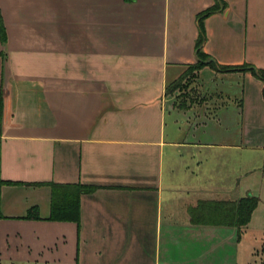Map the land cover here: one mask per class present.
Masks as SVG:
<instances>
[{"label": "crops", "instance_id": "crops-1", "mask_svg": "<svg viewBox=\"0 0 264 264\" xmlns=\"http://www.w3.org/2000/svg\"><path fill=\"white\" fill-rule=\"evenodd\" d=\"M213 9L201 50L230 70H191ZM0 14L9 264L264 262V82L242 70H264V0H0ZM50 184L95 189L79 224L49 220ZM248 196L240 233L191 214Z\"/></svg>", "mask_w": 264, "mask_h": 264}, {"label": "trees", "instance_id": "trees-1", "mask_svg": "<svg viewBox=\"0 0 264 264\" xmlns=\"http://www.w3.org/2000/svg\"><path fill=\"white\" fill-rule=\"evenodd\" d=\"M215 9L207 11L200 16V34L197 41L198 62L191 70H200L204 66H211L216 70H230V68L218 67L210 62V57L204 54L201 46L206 40V31L203 20L212 14ZM0 38L5 40V32L2 16L0 14ZM242 70L250 71L254 76L264 82V70L252 66H245ZM182 80L174 83L170 89L174 91L181 86ZM52 189V209L49 220L58 222L80 223V199L85 193L93 192L95 189L82 185H59L50 184ZM259 200L256 197L248 196L236 201H200L197 207L191 209L192 216L200 224L235 228L240 233L243 228L249 225L252 215L257 209ZM1 218V216H0ZM27 219L39 220L38 211H30Z\"/></svg>", "mask_w": 264, "mask_h": 264}, {"label": "rangeland", "instance_id": "rangeland-1", "mask_svg": "<svg viewBox=\"0 0 264 264\" xmlns=\"http://www.w3.org/2000/svg\"><path fill=\"white\" fill-rule=\"evenodd\" d=\"M252 240V239H251ZM251 242H253L255 244V246H259L258 247V256L264 260V254H262V252H264V237H257L255 240H252ZM8 257L5 254V249L3 247L0 246V264H9L8 262ZM244 256L241 258L242 260V264H244ZM256 264H264L260 263V261L256 262Z\"/></svg>", "mask_w": 264, "mask_h": 264}]
</instances>
